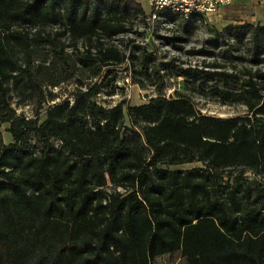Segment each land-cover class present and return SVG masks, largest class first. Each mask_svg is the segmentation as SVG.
<instances>
[{
	"label": "trees",
	"instance_id": "obj_1",
	"mask_svg": "<svg viewBox=\"0 0 264 264\" xmlns=\"http://www.w3.org/2000/svg\"><path fill=\"white\" fill-rule=\"evenodd\" d=\"M147 16L136 0H0V264H264V25L227 26V62L156 65L131 37ZM121 67L151 84L146 103L95 101ZM167 72L245 114L166 97Z\"/></svg>",
	"mask_w": 264,
	"mask_h": 264
},
{
	"label": "rangeland",
	"instance_id": "obj_2",
	"mask_svg": "<svg viewBox=\"0 0 264 264\" xmlns=\"http://www.w3.org/2000/svg\"><path fill=\"white\" fill-rule=\"evenodd\" d=\"M261 1L264 2V0H235L231 5L222 9L218 16L213 18L207 25L195 21L189 22L187 24L190 31L188 35L183 31L181 19L174 17L167 18L164 22L149 24L144 36L132 35L131 37L135 38L136 45L146 47L147 51L153 55L151 62L156 65H165L169 60L175 59L184 66L196 67L199 65L202 56L208 53L213 58L227 62L234 55V43L230 39L231 37L225 33V29L229 25L241 26L243 23L264 25V4H260ZM138 2L143 12L148 15L150 9L147 0H138ZM135 23H137L138 33H141L143 31L142 22L138 19ZM216 34H222L223 36L216 37ZM178 37L185 39V42L177 40ZM175 47H180V50ZM190 51H201V53L198 55L188 54ZM158 68L161 69V67ZM117 79L115 95L107 96L105 93L98 95L95 99L98 104L114 106L124 100L128 105L134 106L146 103L147 99L154 95L151 84L147 83L145 89L130 85L125 67L118 69ZM181 81V78L175 79L170 72H167L164 95L173 97L175 93L182 94L189 98L202 114L210 116L231 118L245 114V109L241 106L222 105L215 99L202 98L190 93L182 86ZM75 86L76 82L71 81L50 91L55 96V101H61L70 94ZM14 102H12V107L17 114H23L27 118L34 117L35 111H37L34 102H25L21 105H16ZM6 129V125H0V142L4 145L11 142V137ZM190 168L191 166H181L173 168V170L184 171ZM249 177L252 178L251 175ZM161 263L177 264L178 262L176 259H163Z\"/></svg>",
	"mask_w": 264,
	"mask_h": 264
},
{
	"label": "built area",
	"instance_id": "obj_3",
	"mask_svg": "<svg viewBox=\"0 0 264 264\" xmlns=\"http://www.w3.org/2000/svg\"><path fill=\"white\" fill-rule=\"evenodd\" d=\"M235 0H147L149 13L147 22H164L167 18L178 17L184 21H195L207 25L220 11Z\"/></svg>",
	"mask_w": 264,
	"mask_h": 264
},
{
	"label": "crops",
	"instance_id": "obj_4",
	"mask_svg": "<svg viewBox=\"0 0 264 264\" xmlns=\"http://www.w3.org/2000/svg\"><path fill=\"white\" fill-rule=\"evenodd\" d=\"M136 1L138 2V0H136ZM236 1H239V0H236ZM138 3H139V2H138ZM260 4H264V2L261 1Z\"/></svg>",
	"mask_w": 264,
	"mask_h": 264
}]
</instances>
